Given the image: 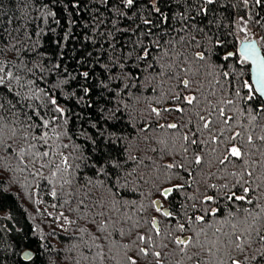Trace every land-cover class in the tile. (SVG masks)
Segmentation results:
<instances>
[{
  "label": "snow or ice",
  "instance_id": "snow-or-ice-1",
  "mask_svg": "<svg viewBox=\"0 0 264 264\" xmlns=\"http://www.w3.org/2000/svg\"><path fill=\"white\" fill-rule=\"evenodd\" d=\"M35 2L43 23L59 24ZM164 2L171 16L161 0H115L123 19L132 8L149 16L125 27L92 18L79 55L70 29L42 51L55 29L9 31L0 6V190L21 173L75 204L64 264H264V35L249 27L264 29L253 12L264 0ZM165 113L180 122L160 123ZM193 187L175 205L173 193ZM153 195L163 232L142 214Z\"/></svg>",
  "mask_w": 264,
  "mask_h": 264
},
{
  "label": "trees",
  "instance_id": "trees-1",
  "mask_svg": "<svg viewBox=\"0 0 264 264\" xmlns=\"http://www.w3.org/2000/svg\"><path fill=\"white\" fill-rule=\"evenodd\" d=\"M42 2L50 4L51 10L57 13L56 19L59 20V24L55 23L52 17H48L47 22L43 23L39 19V14L36 10L38 5L35 0H27V6H25V0H0V6H2L4 13L2 20L3 26L9 31L17 28L21 23L27 25L29 31L37 23H40L45 28V31L49 27L55 29V32H48L47 37L41 36L39 38L44 45L41 50L47 49L50 53L57 48V45L51 41L59 39L64 31L70 29L75 34V39L71 41V47L75 48L76 55H79L80 49L84 47L80 37L88 31L87 25L96 16H100L106 23L110 19L115 20L119 27H125L134 22L139 23V17L149 16L147 9L143 7L139 9L132 8L124 9L128 12L129 19H123L119 17L118 13L114 14L116 12L114 7L115 0H108V2H103V0H71V2L69 0H42ZM77 3L80 7L79 9H74L73 4ZM159 6L169 16L172 15L171 8L164 0H161ZM120 7H123V5ZM179 10L176 9V11ZM41 11L46 15L48 10L41 9ZM253 12H260V15L264 16V12H261L258 7L254 8ZM30 17H35L36 19L30 21ZM9 20L12 21L11 24L8 23ZM71 20H76L77 23L68 25L66 29L65 22ZM172 23L178 26L177 21L173 20ZM82 25L85 27H82ZM162 26L167 27V25ZM111 27V24H107L106 28L102 26V30L108 31ZM249 27L257 40L264 35V29L251 23ZM20 31L22 32L23 29L21 28ZM114 35L120 36L119 33H114ZM124 38L121 37V39ZM33 39L35 40L37 37H33ZM103 47L107 48L108 45L104 44ZM88 48H90V45ZM65 51L69 52L70 56L72 55L69 48H65ZM67 63L70 71L76 66L75 59H68ZM97 71L99 72L100 69H97ZM162 115L164 118L160 120V123L180 122L179 113H165ZM69 128L71 130V124ZM172 131L174 130H169V132ZM13 164H15V161H13ZM173 171L176 170L174 169ZM212 171H215V169H212ZM7 175L6 173L5 176ZM11 175L13 180L10 183H6L3 189L0 190V264H53V262L54 264H64L63 255H71V253L67 252L70 247L67 237L72 232V229L76 227V225L69 226L65 222L64 217L76 219L79 216V213L70 211V207H75V204L70 206L64 203L65 197H62L59 186L56 188L57 196L52 197L50 195L51 186L44 181H33L31 176H28L27 180H25V174L21 173H12ZM193 175H195V172H193ZM5 176H0V180L4 179ZM173 182L179 181L174 180ZM210 182L219 183L215 179ZM147 191L148 188L145 186V192L147 193ZM204 191L205 188L201 186L200 192ZM189 194H196L194 187L186 188L180 194L173 193L175 205L186 201ZM208 194L211 195L213 193L208 190ZM154 198L158 197L153 195L144 200L146 211L142 214L148 219L156 215L161 220L160 227L163 232L168 221L160 216L159 213H155L153 208L148 207L149 200ZM170 201H172V197L168 201H164V207L175 211V206L170 204ZM172 223L174 224L175 221ZM154 238L157 240L161 239ZM169 247L171 248V245ZM27 249L33 252L32 261L22 260L21 252ZM76 255L78 256L79 254L76 253ZM175 259H179V257ZM107 264H112V262L109 261ZM148 264H151V259H149ZM185 264H188V262H185Z\"/></svg>",
  "mask_w": 264,
  "mask_h": 264
},
{
  "label": "water",
  "instance_id": "water-1",
  "mask_svg": "<svg viewBox=\"0 0 264 264\" xmlns=\"http://www.w3.org/2000/svg\"><path fill=\"white\" fill-rule=\"evenodd\" d=\"M29 251L31 252V254H32V256H33V252H32L31 250H28V249H27V250H23V251L21 252V256L23 255L24 252H29Z\"/></svg>",
  "mask_w": 264,
  "mask_h": 264
}]
</instances>
